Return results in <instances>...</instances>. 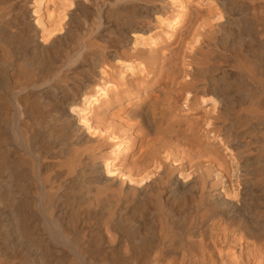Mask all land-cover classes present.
<instances>
[{
  "label": "bare ground",
  "instance_id": "1",
  "mask_svg": "<svg viewBox=\"0 0 264 264\" xmlns=\"http://www.w3.org/2000/svg\"><path fill=\"white\" fill-rule=\"evenodd\" d=\"M0 264H264V0H0Z\"/></svg>",
  "mask_w": 264,
  "mask_h": 264
}]
</instances>
